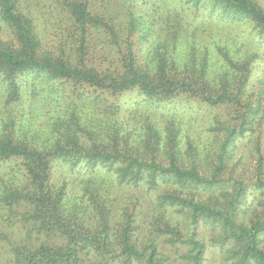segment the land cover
Returning a JSON list of instances; mask_svg holds the SVG:
<instances>
[{"label": "trees", "instance_id": "trees-1", "mask_svg": "<svg viewBox=\"0 0 264 264\" xmlns=\"http://www.w3.org/2000/svg\"><path fill=\"white\" fill-rule=\"evenodd\" d=\"M184 1L196 8L203 5L211 14L218 10L233 20L248 18L264 33V10L256 0ZM89 3V0H66V16L70 18L74 31H62L68 32L66 35H70V41L58 42L51 47L52 50H44L45 33L35 22L37 16L20 9L18 0H0V15L17 39L14 43L0 41L1 89L7 102L22 97L23 80L20 77H30L31 83L27 86L35 96L34 80L43 74L49 80L72 81L75 86L88 85L99 90V94L75 92L82 101L81 108L75 101H66L67 105L61 110L55 126L57 134L51 149L14 140L12 135H0V165L11 158H20L24 168L25 181L11 192L12 201L25 207L29 218L35 220L34 228L45 235L44 240L36 243L30 238L28 243L18 247L12 264H84L95 254L101 253L105 258L113 254L108 219L94 233L78 230L76 221L71 218L73 213L66 207L65 189L57 188L51 182L52 159L68 162L72 167L81 164L90 166L92 171L98 166L104 167L113 170L120 183L133 186L147 183L149 188H156L162 181L171 180L183 186L196 184L216 188L225 182L222 176L228 168L233 142L249 125L252 127L257 117L258 106L245 101L243 96L253 70L251 57L243 55L237 63L225 52L224 58L230 61L232 68L222 67V71L213 76L207 75L208 61L198 55L194 41L190 42V55L183 62L164 49L167 43L159 53H153L155 48L150 47L149 55L141 60L134 43L126 37V34L131 36L141 22L131 6H124L121 0L120 6L126 15L112 17L111 12L106 14V11L93 8ZM161 7L162 2H156L151 9L159 14ZM179 14L175 11V18L168 17L167 23L179 22ZM181 21L175 27L179 33L189 30L184 16ZM100 33L104 38H110L108 43L113 42L116 47L109 45L105 60L97 63L90 57L92 50L97 51L93 39H98ZM176 35L179 39L183 36L181 33ZM107 62L108 65H99ZM182 67L183 72L179 69ZM132 90H137L147 102L146 110L136 116L139 121L137 126L126 128L124 123L111 115L103 117V113L110 114V105L116 106L108 99V94L117 96ZM183 93L201 103L227 105L233 119L241 117L238 126L232 123L225 125V134L218 143L217 158L212 163L210 174H205L196 161L184 164L180 159L179 118H183V114L166 111L161 105V102ZM91 103L98 107L88 111L96 116V121L81 114L82 109ZM160 118L164 119L159 123ZM141 149H145L144 152H140ZM231 180L243 186V182ZM258 180L264 187V179L259 177ZM89 188L98 199L102 196L96 177L87 178L84 189ZM159 198L165 204L186 208L190 223L195 226L207 222L219 225L223 233L213 237V240L224 253L230 246L228 259L233 264H264V213L250 224L239 223L236 207L244 200L240 192L229 201L227 208L176 193H164ZM173 234L172 242H180L189 248L191 264H202L205 242L195 233L185 237L181 233ZM120 245L119 255L124 256L121 264H163L155 239H150L139 248L126 227L121 233Z\"/></svg>", "mask_w": 264, "mask_h": 264}, {"label": "rangeland", "instance_id": "rangeland-1", "mask_svg": "<svg viewBox=\"0 0 264 264\" xmlns=\"http://www.w3.org/2000/svg\"><path fill=\"white\" fill-rule=\"evenodd\" d=\"M89 1L91 7L106 11V14L111 12L112 17L126 15L120 6L121 0ZM122 1L124 6H131L141 21L131 36L126 34L134 43L141 60H145L149 55L150 47L156 49H153V53H159L167 43L164 49L183 62L190 55V42L194 41L198 47V55L208 61L207 75L213 76L219 74L222 67L232 68L230 61L224 58L225 52L237 63L243 55L251 57L253 70L250 72L243 96L245 101L258 106V112L252 127L249 125L233 142L228 168L222 176L225 182L216 188H204L196 184L183 186L182 183L171 180L162 181L156 188H149L147 183L133 186L126 182L120 183L113 170L101 166L95 171L93 168L92 171L90 166L81 164L72 167L68 162L52 159L51 182L55 187L65 189L66 207L73 213L71 218L76 221L78 230L82 233H94L101 229L103 221H109L108 233L113 254L109 258H105L101 253L95 254L86 259L84 264H121L124 256L119 255L120 239L126 227L132 241L139 248L150 239H155L159 244L163 264H191L189 248L180 242H172L173 233H181L184 237L195 233L197 238L205 242L206 251L202 264H233L232 260L228 259L230 246L226 248L227 253H224L213 240V237H219L223 233L219 225L207 222L195 226L190 223L189 211L186 208L165 204L159 195L176 193L227 208L229 201L240 192L244 200L236 207V219L239 223L250 224L264 213V187L258 180L259 177L264 179V33L248 18L233 20L218 10L211 14L203 5L196 8L184 0ZM256 1L264 10V0ZM156 2H162L159 14H155L151 9ZM65 4L66 0H18L20 9L33 12L37 16L35 22L45 33L44 50H52L51 47H55L58 42L61 44L63 41H70V35H66L68 32L62 31H74L70 18L66 16ZM175 11L180 13L177 16L179 22L167 23L168 17L175 18ZM182 16L188 21L189 30L180 32L183 36L179 39L176 34L180 33L175 31V27L182 22ZM0 41L17 42L12 28L1 15ZM93 41L97 44V51L92 50L90 57L93 62L105 60L109 45L116 47L112 40V43H108L110 38H104L101 33L99 38ZM120 43L124 44L122 41ZM179 69L184 71L183 67ZM20 80H23L22 97L7 102L4 90L1 89L0 76V135H12L14 140L25 141L41 149H51L53 146L57 134L55 126L61 110L67 105L66 101H75L81 108L82 101L77 98L75 92L99 94V90L96 91L88 85L75 86L72 81L49 80L43 74L34 80L36 93L33 96L31 88L27 86L31 83L30 77H20ZM108 99L115 102L116 106L110 105V114L105 115L102 112L103 117L111 115L124 123L126 128L137 126V117L147 107L145 97L137 90L117 96L108 94ZM93 105L91 103L85 106L81 114L96 121V116L88 113L98 108ZM161 105L166 111L183 114V118H179L180 159L184 164L196 161L205 174H210L212 163L217 158L215 152L218 143L225 134V125L232 123L238 126L241 117L233 119L227 105L201 103L184 93L172 100L161 102ZM162 119L164 118L159 119V123ZM144 150L141 149L140 152ZM23 169L20 158H11L0 165V264H12L15 250L23 243H28L30 238L35 239L36 243L45 239V235L39 234L34 228L35 220L29 218L25 207L13 202L11 198V192L25 181ZM89 176L98 179L102 194L99 199L90 192L91 188L84 189ZM231 178L243 182V186L233 182ZM262 245L264 246V238Z\"/></svg>", "mask_w": 264, "mask_h": 264}]
</instances>
